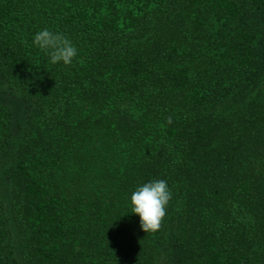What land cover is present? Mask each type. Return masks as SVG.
I'll list each match as a JSON object with an SVG mask.
<instances>
[{
	"label": "trees",
	"instance_id": "1",
	"mask_svg": "<svg viewBox=\"0 0 264 264\" xmlns=\"http://www.w3.org/2000/svg\"><path fill=\"white\" fill-rule=\"evenodd\" d=\"M0 264H264V0H0Z\"/></svg>",
	"mask_w": 264,
	"mask_h": 264
},
{
	"label": "clouds",
	"instance_id": "2",
	"mask_svg": "<svg viewBox=\"0 0 264 264\" xmlns=\"http://www.w3.org/2000/svg\"><path fill=\"white\" fill-rule=\"evenodd\" d=\"M32 44L44 52L53 65H71L78 57L77 47L70 39L47 27L34 33ZM171 198V190L164 179L149 180L132 191L130 211L139 217L140 227L145 233H155L161 228Z\"/></svg>",
	"mask_w": 264,
	"mask_h": 264
},
{
	"label": "rangeland",
	"instance_id": "3",
	"mask_svg": "<svg viewBox=\"0 0 264 264\" xmlns=\"http://www.w3.org/2000/svg\"><path fill=\"white\" fill-rule=\"evenodd\" d=\"M1 97L5 98L6 102H9L10 104L14 103L15 107H16V112L18 113L20 110V108L18 107L17 103L15 102V100L9 98V97H6L4 94H1ZM12 102V103H11Z\"/></svg>",
	"mask_w": 264,
	"mask_h": 264
}]
</instances>
